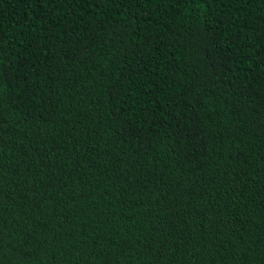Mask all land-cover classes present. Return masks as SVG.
<instances>
[{
	"label": "trees",
	"instance_id": "obj_1",
	"mask_svg": "<svg viewBox=\"0 0 264 264\" xmlns=\"http://www.w3.org/2000/svg\"><path fill=\"white\" fill-rule=\"evenodd\" d=\"M0 264H264V0H0Z\"/></svg>",
	"mask_w": 264,
	"mask_h": 264
}]
</instances>
